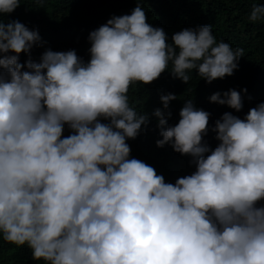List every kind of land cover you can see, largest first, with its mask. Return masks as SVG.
<instances>
[{
	"label": "clouds",
	"instance_id": "clouds-1",
	"mask_svg": "<svg viewBox=\"0 0 264 264\" xmlns=\"http://www.w3.org/2000/svg\"><path fill=\"white\" fill-rule=\"evenodd\" d=\"M19 6L0 0V16ZM248 19H264V3ZM87 39V62L51 49L34 61L38 32L0 19V238L43 264H264V102L243 119L223 113L210 149V114L188 99L170 125L176 96L161 95L151 113L156 146L195 166L174 183L131 157L126 142L150 120L130 105V85L166 70L185 84L193 71L211 83L231 76L244 50L218 42L210 25L169 41L139 3ZM245 92L209 101L240 112Z\"/></svg>",
	"mask_w": 264,
	"mask_h": 264
},
{
	"label": "trees",
	"instance_id": "trees-1",
	"mask_svg": "<svg viewBox=\"0 0 264 264\" xmlns=\"http://www.w3.org/2000/svg\"><path fill=\"white\" fill-rule=\"evenodd\" d=\"M139 3L146 14V22L164 30L171 40L173 33L185 28L210 25L216 40L227 42L233 48L243 49L238 68L231 76L206 83L191 72L185 84L174 78L166 70L149 84L136 82L129 86V103L137 112L150 117L147 127L135 139L126 142L130 146V156L151 165L157 174H162L165 182L174 183L177 177L191 174L195 166L191 157L174 152L169 145L157 147L160 139L156 119L151 113L162 109L159 97L172 93L175 100L169 102L167 123L174 125L179 119V110L185 101L191 99L194 106L207 111L208 133L203 140L211 148L218 141L211 131L214 122L223 113L231 112L243 119L251 107L264 102V19L253 22L248 19L254 3L264 0H20V6L6 16L4 22L11 20L23 23L30 30H36L41 38V46L33 47L31 58L38 61L46 49L53 51L75 50L85 62L89 59L88 34L104 24L112 16L130 14ZM28 57L23 53L20 62ZM228 89L242 94L243 107L240 112L209 101L213 93H223ZM70 130L65 126L63 135ZM0 264H43L34 260L27 246H16L0 238Z\"/></svg>",
	"mask_w": 264,
	"mask_h": 264
}]
</instances>
